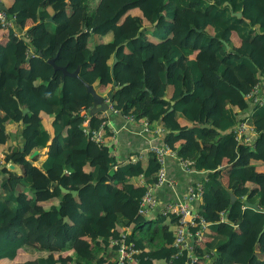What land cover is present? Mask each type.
Here are the masks:
<instances>
[{"label":"trees","instance_id":"16d2710c","mask_svg":"<svg viewBox=\"0 0 264 264\" xmlns=\"http://www.w3.org/2000/svg\"><path fill=\"white\" fill-rule=\"evenodd\" d=\"M94 4L13 0L14 28L0 25V154L9 146L0 159V264H118L111 241L126 229L139 251L133 264L192 262L187 250L176 259L178 218L139 215L141 180L155 183L161 168L156 155L119 164L108 125L105 145L93 140L106 118L91 114L87 85L101 97L114 90V110L133 121L162 125L165 144L207 174L197 264H264V171L251 163L264 162V106L247 97L264 87V0ZM240 123L254 128L253 145L238 140ZM36 149L48 150L40 167L28 160Z\"/></svg>","mask_w":264,"mask_h":264},{"label":"built area","instance_id":"2783aa9c","mask_svg":"<svg viewBox=\"0 0 264 264\" xmlns=\"http://www.w3.org/2000/svg\"><path fill=\"white\" fill-rule=\"evenodd\" d=\"M14 22L15 17H10L5 12L0 13V25L3 30L14 28ZM247 97L248 99L252 100L256 106H264V87L261 88L260 84H257ZM107 103L109 105L108 112H117L114 110L113 105L110 102L107 101ZM108 112L105 113L106 119L101 125V130L91 133L93 140L100 145H105V139L103 138L101 131L105 126H109V122L106 117ZM129 119L133 121V118L129 117ZM144 126L147 130H149V122L147 120L144 121ZM83 127L85 134L89 135L91 132L89 129V121H86ZM234 131L240 142L251 145L250 134L255 133L253 127L247 123H240L235 127ZM150 152L156 155L161 168L156 175L155 183L146 184L144 180H141L140 184L144 186L147 191L142 199L138 211L139 215L147 219H154L155 215L159 214L165 217L175 216L178 218L179 224L177 225L175 231V242L173 244V248L177 251L176 259L182 257L187 250V257H189V259H193L191 263L186 264H197L199 259L193 257L194 244L197 242V240L199 242L202 240L203 234L207 231L209 226L207 221L200 214L199 210L193 206L194 202H202L203 200V182L189 187L180 201H170L160 208V201L157 197V189L165 184H173V182L170 181L167 176V158L171 156L178 158V155L170 148V146L166 144L160 147H154L150 150ZM138 158L141 159L142 156H139ZM179 160L184 171H195L191 161L183 159ZM134 161L138 160L136 159ZM157 210H159L158 213ZM130 234V229L123 230V233H121L118 238H115L111 241V249L117 253L118 264H133L135 262V256L139 253L136 248V244L129 242L128 237ZM169 264L178 263L171 261Z\"/></svg>","mask_w":264,"mask_h":264},{"label":"crops","instance_id":"0c3cea01","mask_svg":"<svg viewBox=\"0 0 264 264\" xmlns=\"http://www.w3.org/2000/svg\"><path fill=\"white\" fill-rule=\"evenodd\" d=\"M0 4H3L8 9L13 4V0H0ZM32 24L29 23L26 30L31 27ZM4 32V31H3ZM1 35V32H0ZM236 44H239L238 39L235 40ZM152 77L149 75V80ZM169 98V97H167ZM169 100V99H168ZM107 120L109 122V128L114 133V137L110 143V148L112 153L117 157L119 164H124L128 161L134 160H141L144 164L148 163L150 150L154 147H160L165 144V137H166V130L160 125L156 129L147 130L144 126V121L135 122L131 121L128 116H124L119 112H108L106 114ZM46 128H48V123L45 122ZM182 125H187L186 121H182ZM251 136V145L254 144V140H256L257 135L256 132L254 134H250ZM16 145V143H13ZM180 144H178L179 146ZM250 145V144H249ZM2 150L0 154V159H4V154L7 152V148ZM45 152L43 160L38 158L36 161L40 163V165L46 161L47 159V152L46 149H39ZM142 156L141 159L138 157ZM255 164V162H262V161H255L252 160L251 163ZM264 163V162H263ZM258 163V170L264 171V166L259 165ZM18 165H15V167ZM16 168L14 169V171ZM166 170L167 176L173 184H165L157 189V197L160 201V208H162L166 203L170 201H180L183 196L185 195L186 191L189 187L195 186L198 183L203 182L206 179L207 174L201 172H186L184 171L180 160L177 157L171 156L167 158L166 162ZM21 175V174H20ZM202 206V202L195 203V208L200 209ZM159 210H157L158 213ZM157 215H155V218ZM209 232V231H208ZM207 232V233H208ZM26 256V254L24 255ZM30 258V257H29ZM3 264V263H2ZM163 264V263H159Z\"/></svg>","mask_w":264,"mask_h":264},{"label":"water","instance_id":"95a60500","mask_svg":"<svg viewBox=\"0 0 264 264\" xmlns=\"http://www.w3.org/2000/svg\"><path fill=\"white\" fill-rule=\"evenodd\" d=\"M226 6H230V3H225ZM1 12H5L7 13L8 12V8L6 6H4L3 4H0V13ZM236 17L238 18H242L243 17V13H237V14H234ZM50 22H53V19H50L49 20ZM42 56V55H40ZM117 63V59L115 58V61H114V66L116 65ZM49 64H51L56 71H61L63 72V74L65 76H68V77H72V78H79V70H77L76 72L74 73H70L67 71L66 68H63V67H59L56 65L55 63V60H50L49 61ZM112 73H114V70H112ZM119 86V83L117 81L114 82V87H118ZM87 90L88 92L93 96L94 98V103H93V107H92V111H91V114L92 115H97V114H100V113H106L108 112L109 110V105L107 103L108 102H112L113 101V98H114V90H111L107 96L105 97H101L99 96L97 93H96V90L93 86H89L87 85ZM166 100H168V98H165ZM173 106H174V103H172ZM171 112L173 111V108L170 110ZM29 112L28 109H26L24 111L25 114H27ZM204 127H207V126H204ZM45 155V152L42 151V150H39V149H36L33 151V153L28 157V160L29 161H36L38 158H40L41 156H44ZM9 168L11 170H14L16 167L15 165H10ZM62 193L65 194V195H69V194H72L74 197H77L78 196V192L77 191H69L67 190L66 188H62ZM233 200H235V197H233ZM195 203H199V201H196L193 203V206L195 207ZM251 208L257 210V211H261V209L256 206V205H250ZM264 233V231H263ZM262 236V235H261Z\"/></svg>","mask_w":264,"mask_h":264},{"label":"rangeland","instance_id":"374dc122","mask_svg":"<svg viewBox=\"0 0 264 264\" xmlns=\"http://www.w3.org/2000/svg\"><path fill=\"white\" fill-rule=\"evenodd\" d=\"M98 1L99 0H95V4H94V6H96L97 4H98ZM52 11H55V10H52ZM92 42H94L93 40H92ZM91 47H93V44H91ZM7 92H8V90H7ZM45 151V150H44ZM43 160V157L42 158H40V160ZM31 162H33L34 164H35V166H38V167H40V163L37 161H31ZM258 163H260L259 165H262V166H264V163L263 162H255V164H254V162L252 163V165H256V166H258ZM264 170V169H263ZM15 172H17L18 174H23V172H22V167L21 166H16V170H15Z\"/></svg>","mask_w":264,"mask_h":264}]
</instances>
